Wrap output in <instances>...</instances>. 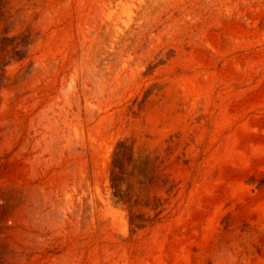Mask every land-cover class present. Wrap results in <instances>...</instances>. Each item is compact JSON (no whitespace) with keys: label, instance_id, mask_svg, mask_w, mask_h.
Returning a JSON list of instances; mask_svg holds the SVG:
<instances>
[{"label":"rangeland","instance_id":"1","mask_svg":"<svg viewBox=\"0 0 264 264\" xmlns=\"http://www.w3.org/2000/svg\"><path fill=\"white\" fill-rule=\"evenodd\" d=\"M0 264H264V0H0Z\"/></svg>","mask_w":264,"mask_h":264}]
</instances>
